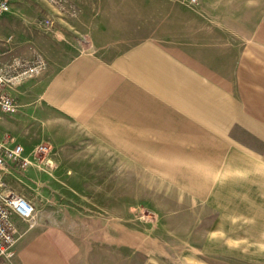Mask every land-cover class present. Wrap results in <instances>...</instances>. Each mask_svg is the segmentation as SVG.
Returning <instances> with one entry per match:
<instances>
[{
    "label": "rangeland",
    "instance_id": "obj_1",
    "mask_svg": "<svg viewBox=\"0 0 264 264\" xmlns=\"http://www.w3.org/2000/svg\"><path fill=\"white\" fill-rule=\"evenodd\" d=\"M216 1L10 0L11 10L0 14V42L9 48L21 41L27 48V36L36 38L39 47L29 44L32 54L17 58L30 64L43 58L46 66L24 81L49 65L47 71H55L64 59L89 49L91 39L81 22L89 3L98 10H119L125 31L135 38H166L169 29L206 33L214 29L210 20L234 10L236 47L251 40L244 31L264 29V0H224L221 6ZM207 40L210 45L215 39ZM19 123L17 141L33 164L11 163L6 182L35 210L18 225L62 226L87 253L110 258L112 264H264V225H248L246 216L236 215V174L231 171L236 166L216 167L230 171L217 174L218 180L201 181L205 166L188 164L183 157L169 159L167 149L121 150L53 110H28ZM38 146L46 150L37 151Z\"/></svg>",
    "mask_w": 264,
    "mask_h": 264
},
{
    "label": "crops",
    "instance_id": "obj_2",
    "mask_svg": "<svg viewBox=\"0 0 264 264\" xmlns=\"http://www.w3.org/2000/svg\"><path fill=\"white\" fill-rule=\"evenodd\" d=\"M83 9L82 29L91 46L64 59L55 71H47L49 65L12 85L18 107L15 114L0 116V135L18 140L19 119L39 107L71 117L121 150L167 149L169 159L205 166L201 181L230 171L216 167L236 166L231 170L236 215L246 216L248 225H264V29L244 31L251 40L236 47L234 10L210 20L214 29L206 33L169 29L166 38H135L125 31L119 10H98L90 3ZM27 37V48L21 41L9 48L0 42V65L31 55L29 44L39 47L35 37ZM205 38L215 40L209 45ZM10 164L4 170L5 188ZM19 221L15 217L20 235L15 255L0 264H112L110 258L87 253L62 226L30 229Z\"/></svg>",
    "mask_w": 264,
    "mask_h": 264
},
{
    "label": "built area",
    "instance_id": "obj_3",
    "mask_svg": "<svg viewBox=\"0 0 264 264\" xmlns=\"http://www.w3.org/2000/svg\"><path fill=\"white\" fill-rule=\"evenodd\" d=\"M194 3L196 0H188ZM11 10L10 0H0V14ZM9 36L8 39H11ZM31 62L14 58L10 63L0 65V116L3 113H13L18 104L9 91L12 85L45 69L43 58ZM37 151H45V146H38ZM24 145L17 141L16 136L0 135V259L11 260L15 255V244L18 240V229L15 217L30 220L34 215V204L21 193L4 187V170L9 163L27 168L33 164L32 159L25 155ZM9 264H14L9 262Z\"/></svg>",
    "mask_w": 264,
    "mask_h": 264
}]
</instances>
